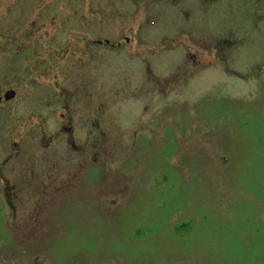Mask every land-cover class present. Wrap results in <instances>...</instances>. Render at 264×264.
I'll list each match as a JSON object with an SVG mask.
<instances>
[{
    "label": "rangeland",
    "instance_id": "rangeland-1",
    "mask_svg": "<svg viewBox=\"0 0 264 264\" xmlns=\"http://www.w3.org/2000/svg\"><path fill=\"white\" fill-rule=\"evenodd\" d=\"M6 4L0 264H264V0Z\"/></svg>",
    "mask_w": 264,
    "mask_h": 264
},
{
    "label": "trees",
    "instance_id": "trees-1",
    "mask_svg": "<svg viewBox=\"0 0 264 264\" xmlns=\"http://www.w3.org/2000/svg\"><path fill=\"white\" fill-rule=\"evenodd\" d=\"M4 13V12H3ZM261 14V13H260ZM25 53L21 52L20 54L19 53H16V56H14V59H12L11 63H12V67H17L19 64H22V61H26V58L27 56L24 55ZM44 64H47V62ZM248 64H246V66L244 68L247 67ZM52 67L54 68V74L51 76V84H53V87H55L56 85V82H58V79H59V76L61 75V71L58 72V66H53ZM14 69V68H13ZM51 89V88H50Z\"/></svg>",
    "mask_w": 264,
    "mask_h": 264
},
{
    "label": "flooded vegetation",
    "instance_id": "flooded-vegetation-1",
    "mask_svg": "<svg viewBox=\"0 0 264 264\" xmlns=\"http://www.w3.org/2000/svg\"><path fill=\"white\" fill-rule=\"evenodd\" d=\"M18 3V0H7V6L5 8V11H7V14L10 15V13H12L13 11V7L15 4ZM11 17V16H10ZM9 17V19H10ZM8 18V17H7ZM21 38V39H20ZM19 41H22L24 42V40H27L28 38L24 39V35L22 34L20 37L17 38ZM23 39V40H22ZM105 43H108L109 44V40H106ZM27 56V55H26ZM5 94V92L3 93V91L0 92V97L3 96ZM2 181V180H1ZM9 196V195H8Z\"/></svg>",
    "mask_w": 264,
    "mask_h": 264
},
{
    "label": "water",
    "instance_id": "water-1",
    "mask_svg": "<svg viewBox=\"0 0 264 264\" xmlns=\"http://www.w3.org/2000/svg\"><path fill=\"white\" fill-rule=\"evenodd\" d=\"M17 95V91H15L14 89H9L8 91H6V93L3 96V100H12L13 98H15Z\"/></svg>",
    "mask_w": 264,
    "mask_h": 264
}]
</instances>
